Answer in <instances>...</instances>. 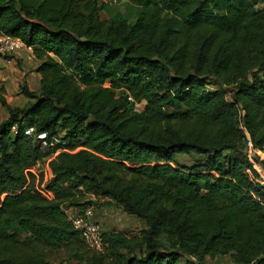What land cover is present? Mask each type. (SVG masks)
Segmentation results:
<instances>
[{
  "label": "trees",
  "instance_id": "trees-1",
  "mask_svg": "<svg viewBox=\"0 0 264 264\" xmlns=\"http://www.w3.org/2000/svg\"><path fill=\"white\" fill-rule=\"evenodd\" d=\"M122 1L134 22L101 19L97 0H0V33L39 76L22 108L0 98V264H264V162L245 158L242 130L261 153L264 0ZM87 195L146 228L89 249L63 212Z\"/></svg>",
  "mask_w": 264,
  "mask_h": 264
},
{
  "label": "built area",
  "instance_id": "built-area-1",
  "mask_svg": "<svg viewBox=\"0 0 264 264\" xmlns=\"http://www.w3.org/2000/svg\"><path fill=\"white\" fill-rule=\"evenodd\" d=\"M23 50L31 54V48L26 47L20 39L5 36L0 33V68L12 67L15 54ZM31 59L33 60L32 54ZM137 105L138 104H136L135 107ZM242 130L245 134V158L250 161L259 158L262 162H264V149L261 151V153L257 152L253 148L252 142L245 129L242 128ZM12 132L16 134L17 128L12 127ZM24 135L29 138H34V140L45 150L56 148L54 151L55 154L64 149V141L61 139L59 134L50 136L46 132L36 133L33 127H27L24 129ZM256 168L262 179L255 182V188L260 193H264V170L260 164H258ZM42 170H45V164L43 165ZM247 173L250 177L253 176L250 169L247 171ZM47 197L49 198V196ZM88 197L92 198H90L89 201L94 200L92 195H87V199ZM257 201L261 206L264 207V199L261 196L258 197ZM63 212L67 217V220L70 222L72 228L79 232L81 239L86 244V246L95 252L104 253L105 242L103 234L105 232H103L95 218L93 204H85L80 209L74 207H64Z\"/></svg>",
  "mask_w": 264,
  "mask_h": 264
},
{
  "label": "rangeland",
  "instance_id": "rangeland-1",
  "mask_svg": "<svg viewBox=\"0 0 264 264\" xmlns=\"http://www.w3.org/2000/svg\"><path fill=\"white\" fill-rule=\"evenodd\" d=\"M100 4H103V10L100 14L101 19H116V18H123L128 22L132 23L135 20V7L127 2L122 0H97ZM35 66V61L32 59L26 64L23 65L24 69H19L20 72H24L26 70L28 73L26 76L19 75L18 77L14 78V85L16 87L13 88L12 93L14 94L18 90H21V84L27 83L25 82L26 78L31 77L30 72L33 67ZM33 79V78H32ZM35 83L37 80H33L32 84L35 87ZM6 88L4 85H0V98L5 99ZM229 98V94H227ZM25 99V98H24ZM23 98H19L18 95L13 96V102L11 103L12 107H19L22 108L26 101ZM26 100V99H25ZM143 109V105H137L135 110L139 113ZM5 110L0 105V122L5 118ZM201 159L200 156L196 154H181L176 157V160L185 166H192L196 164ZM197 190H202V184L197 185ZM91 197L86 199L87 201ZM92 199V198H91ZM106 198H94L93 206H94V213L95 218L102 228L103 232H118L124 235H132L140 232L141 230L146 228V224L144 221L137 219L135 217H131L123 213V211L116 207H109L105 206L106 202H108ZM85 204V203H84ZM13 231L19 233L20 235H24V232L21 231L17 225H13ZM51 264H61L60 260H50ZM181 264H183L181 262ZM206 264H231L227 259L223 257H215V258H207Z\"/></svg>",
  "mask_w": 264,
  "mask_h": 264
},
{
  "label": "crops",
  "instance_id": "crops-1",
  "mask_svg": "<svg viewBox=\"0 0 264 264\" xmlns=\"http://www.w3.org/2000/svg\"><path fill=\"white\" fill-rule=\"evenodd\" d=\"M30 60H31V54L29 52L23 50V51H20L17 54H15L12 67L0 68V85H4L6 88V94L4 96H5L6 102L10 106H11V103L13 102V96L18 95L19 98L24 99V96L21 94V90H18L14 94L12 93V90L14 87H16V85H14V78L18 77L19 75L21 76V78L23 76L27 75L28 72L26 70H24V72H20L19 69H24L23 65L26 64V62H28ZM36 66H37V63L35 62V66L30 71V72H32V71H34V72L31 73V75H30L31 77H28L25 80L28 88L34 92L38 91V89H39V76H38L37 72H35ZM34 79L37 80V83H35L36 84L35 87H33L34 84H32V81ZM24 101L27 102V100H25V99H24Z\"/></svg>",
  "mask_w": 264,
  "mask_h": 264
}]
</instances>
